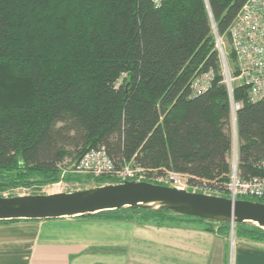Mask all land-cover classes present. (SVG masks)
<instances>
[{
	"label": "trees",
	"instance_id": "obj_1",
	"mask_svg": "<svg viewBox=\"0 0 264 264\" xmlns=\"http://www.w3.org/2000/svg\"><path fill=\"white\" fill-rule=\"evenodd\" d=\"M244 2L0 0V195L55 182L67 161L72 169L103 146L116 169L132 163L159 184L155 177L179 172L200 192L227 197L231 125L212 23L233 62L229 27ZM206 72L210 85L193 93L191 81ZM233 96L238 172L247 179L262 173L264 97L250 101L242 85ZM111 176L94 177L118 182ZM104 214L196 226L224 240L230 233L228 222L163 207L93 216ZM233 237L264 243V227L236 222Z\"/></svg>",
	"mask_w": 264,
	"mask_h": 264
},
{
	"label": "crops",
	"instance_id": "obj_2",
	"mask_svg": "<svg viewBox=\"0 0 264 264\" xmlns=\"http://www.w3.org/2000/svg\"><path fill=\"white\" fill-rule=\"evenodd\" d=\"M109 214L0 221V264H264V243Z\"/></svg>",
	"mask_w": 264,
	"mask_h": 264
},
{
	"label": "built area",
	"instance_id": "obj_3",
	"mask_svg": "<svg viewBox=\"0 0 264 264\" xmlns=\"http://www.w3.org/2000/svg\"><path fill=\"white\" fill-rule=\"evenodd\" d=\"M158 6L161 0H151ZM214 47L220 64L222 82L225 84L231 125V153L229 158V179L226 190L229 197L244 196L264 198V158L259 162L262 173L247 179H242L238 172L237 145L238 138L235 126L236 111L240 103L234 99L233 88L236 85L245 86L247 97L256 101L264 97V0H245L229 27V39L234 61L228 59L225 43L218 35L212 23ZM213 74L202 73L190 83L193 93H201L210 85ZM72 171L93 176L114 175L118 182L125 179L144 180L139 167L132 163L116 169L103 146L87 149L76 161ZM156 181L170 186L186 189L199 188L188 182L185 174L167 171L164 176L155 177ZM116 182V183H118ZM6 192L2 195L6 196ZM209 193V192H207ZM211 194V193H210Z\"/></svg>",
	"mask_w": 264,
	"mask_h": 264
},
{
	"label": "water",
	"instance_id": "obj_4",
	"mask_svg": "<svg viewBox=\"0 0 264 264\" xmlns=\"http://www.w3.org/2000/svg\"><path fill=\"white\" fill-rule=\"evenodd\" d=\"M125 206L163 207L184 215L225 221L230 224L231 239L236 222L264 227L262 201L189 191L135 179L73 191L0 195V219L88 216Z\"/></svg>",
	"mask_w": 264,
	"mask_h": 264
},
{
	"label": "rangeland",
	"instance_id": "obj_5",
	"mask_svg": "<svg viewBox=\"0 0 264 264\" xmlns=\"http://www.w3.org/2000/svg\"><path fill=\"white\" fill-rule=\"evenodd\" d=\"M224 43H225V47H226L225 50L227 52V43H226V41H224ZM235 119H236V117H235ZM235 126H236V121H235ZM70 165H71V162H69V161H67L65 163L64 167H62V173L60 175L59 180H57L55 182L47 183V184L37 186V187H29V188H27V187H16V188L8 189L4 192H6L5 193L6 196H8V195H19V194H34V193H54V192H61V191H73V190H78V189L96 186L99 184L103 185V184L111 183V182H108V180L100 181V183H98L94 176L92 177L90 175H86V173H79V172L72 171V169H69ZM66 174H72L74 176H71L69 179H67ZM111 177L115 178L113 176H111ZM167 185H170V183H168ZM186 190H189V191H197L198 190L197 192H200V189L195 188V187H187ZM227 197H229V196H227ZM230 234L231 233H229V237L227 238V240H224L226 247H227V252L229 255L231 254L233 245L236 242V240L233 237V231H232V239L230 238ZM231 240H232V242H231Z\"/></svg>",
	"mask_w": 264,
	"mask_h": 264
},
{
	"label": "clouds",
	"instance_id": "obj_6",
	"mask_svg": "<svg viewBox=\"0 0 264 264\" xmlns=\"http://www.w3.org/2000/svg\"><path fill=\"white\" fill-rule=\"evenodd\" d=\"M167 185V184H166ZM170 186V185H169Z\"/></svg>",
	"mask_w": 264,
	"mask_h": 264
}]
</instances>
